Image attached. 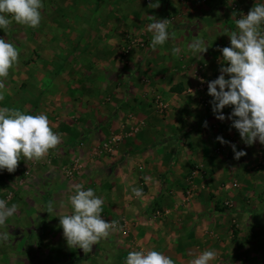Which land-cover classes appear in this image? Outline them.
Listing matches in <instances>:
<instances>
[{
	"label": "crops",
	"instance_id": "crops-1",
	"mask_svg": "<svg viewBox=\"0 0 264 264\" xmlns=\"http://www.w3.org/2000/svg\"><path fill=\"white\" fill-rule=\"evenodd\" d=\"M155 2L43 0L37 28L13 21L0 30L20 51L0 107L44 113L61 134L42 158L0 171V199L17 205L0 227L9 233L0 264H125L141 249L175 264L205 250L217 254L211 264H264V144L241 140L227 118L233 106L216 119L198 83L226 66L220 50L230 46L236 19L264 0ZM153 17L176 33L156 49L147 30ZM128 35L145 48L125 53ZM195 38L207 44L201 56L187 47ZM113 136L122 140L115 154L96 158L95 147ZM233 144L246 155L235 159ZM75 161L83 172L68 181L63 168ZM80 184L105 201L102 218L116 225L85 252L68 246L59 224L71 211L62 203Z\"/></svg>",
	"mask_w": 264,
	"mask_h": 264
},
{
	"label": "clouds",
	"instance_id": "clouds-1",
	"mask_svg": "<svg viewBox=\"0 0 264 264\" xmlns=\"http://www.w3.org/2000/svg\"><path fill=\"white\" fill-rule=\"evenodd\" d=\"M154 4V3H152ZM159 6L158 0L155 2ZM43 0H0V30H5L15 21L17 24L37 28L42 20L41 10ZM168 19L153 17L147 25L152 33L150 47L156 49L163 46L170 38L176 36L175 31H169ZM237 31L232 32L230 46L222 52L226 66L221 67V74L208 82V95L213 98V113L216 119L224 121L226 117L222 109L233 106V111L227 118L232 121L241 140L248 146L255 142L264 144V3L255 4L246 16L236 19ZM193 55L205 53L208 50L203 38H195L188 44ZM181 48H173L174 55L179 56ZM20 51L16 45L5 39H0V101H3L7 89L3 80L18 62ZM229 78H225V76ZM191 92V90H190ZM206 126V122H205ZM221 144L229 143L222 137H217ZM61 142V134L54 132L44 113L26 114L19 109L0 107V171L14 172L18 162L40 159ZM234 158L240 159L246 155L243 150L237 151L231 145ZM136 197L143 196V190L138 187L131 189ZM105 201L97 196L91 187L76 185L74 194L67 198L71 211L59 216V224L68 246L90 251L101 239L108 237L115 228L114 221L102 218ZM17 211V205H8L6 199H0V227H3L9 217ZM56 209L49 202L47 213ZM9 233L0 232V241H7ZM214 250H205L190 261V264H211L216 259ZM125 264H175L174 260L156 250L130 251Z\"/></svg>",
	"mask_w": 264,
	"mask_h": 264
},
{
	"label": "built area",
	"instance_id": "built-area-1",
	"mask_svg": "<svg viewBox=\"0 0 264 264\" xmlns=\"http://www.w3.org/2000/svg\"><path fill=\"white\" fill-rule=\"evenodd\" d=\"M136 46L145 48V45L139 44L138 41H136L133 37L128 35L125 40L123 51L127 53ZM220 74L221 72L219 71L217 74H215V76H213L210 79L198 78L199 89L202 92H207L208 82L215 80L216 78H218ZM204 106L208 107V103H206ZM121 142L122 140L119 136L112 137L110 140L104 142L103 144L99 145L94 149V156L96 158H105V157L113 156ZM82 172H83V166L79 163V161H75L70 168L69 167H67L66 169L63 168L64 177L68 181H75L76 177L80 175ZM192 197L193 195L191 191H187L186 201L189 202L192 199Z\"/></svg>",
	"mask_w": 264,
	"mask_h": 264
},
{
	"label": "rangeland",
	"instance_id": "rangeland-1",
	"mask_svg": "<svg viewBox=\"0 0 264 264\" xmlns=\"http://www.w3.org/2000/svg\"><path fill=\"white\" fill-rule=\"evenodd\" d=\"M113 137H114V136H113ZM103 143H104V142H103ZM103 143H102V144H103ZM95 148H96V147H95ZM24 256H25V255H24ZM26 257H28V255H27Z\"/></svg>",
	"mask_w": 264,
	"mask_h": 264
}]
</instances>
